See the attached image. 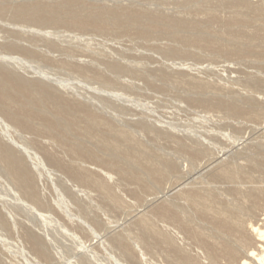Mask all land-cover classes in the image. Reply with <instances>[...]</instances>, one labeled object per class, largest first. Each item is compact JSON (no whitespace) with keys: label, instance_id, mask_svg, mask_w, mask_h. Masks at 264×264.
Segmentation results:
<instances>
[{"label":"rangeland","instance_id":"1","mask_svg":"<svg viewBox=\"0 0 264 264\" xmlns=\"http://www.w3.org/2000/svg\"><path fill=\"white\" fill-rule=\"evenodd\" d=\"M248 1L0 0V59L18 63L0 66V121L18 123L6 116L12 106L29 123L4 143L44 203L36 212L28 197L19 202L0 162V264H243L261 251L255 236L241 247L233 227L223 233V221L206 216L209 225L179 197L184 188L204 206L219 197L235 217L254 206L242 219L264 230V0ZM45 81L66 83L68 101L42 90Z\"/></svg>","mask_w":264,"mask_h":264},{"label":"bare ground","instance_id":"2","mask_svg":"<svg viewBox=\"0 0 264 264\" xmlns=\"http://www.w3.org/2000/svg\"><path fill=\"white\" fill-rule=\"evenodd\" d=\"M244 1V7H248V8H250L251 6H252V4L251 3H249V1L248 0H243ZM34 14H36V12L34 13ZM76 21H78V20H76ZM74 22V24H77V23H79L80 24V22H75V21H73ZM82 23V22H81ZM49 43V42H48ZM55 44V43H54ZM51 45V44H50ZM28 51V50H27ZM38 51V50H37ZM29 52H30V50H29ZM34 52V51H33ZM27 53V52H26ZM31 53V52H30ZM35 53V52H34ZM29 55H31V54H29ZM1 56V55H0ZM33 56V55H32ZM5 57V56H4ZM22 57V56H21ZM23 58H24V56H23ZM30 58V57H29ZM6 58H1L0 59V66L1 67H5L6 69L7 68H9V67H11V66H14L15 64H18V63H12L11 64V62H9V60H5ZM14 59V58H13ZM18 59V58H17ZM10 60H12L11 58H10ZM14 60H16V58L14 59ZM13 60V61H14ZM18 60H20V59H18ZM23 61L24 60H22V61H20V62H22L23 63ZM15 62H17V61H15ZM19 62V61H18ZM25 63V62H24ZM20 64V63H19ZM75 66V65H74ZM18 67V66H17ZM66 66H64V68H65ZM29 68V67H28ZM8 70V69H7ZM37 70V69H36ZM39 70H41V69H39ZM37 73L39 72V71H36ZM44 72V71H43ZM16 73V72H15ZM42 73V72H41ZM41 73H40V75H41ZM14 74V73H13ZM46 74H48V73H46ZM45 75V74H44ZM43 75V76H44ZM49 76H50V74H49ZM45 77H46V75H45ZM48 77V76H47ZM42 78V77H41ZM2 79V78H1ZM9 79V78H8ZM33 79V78H32ZM43 79V78H42ZM45 79V78H44ZM46 79H48L49 81H50V79H49V77L48 78H46ZM3 80V79H2ZM11 80V79H10ZM13 80H14V78H13ZM60 80V79H59ZM1 81V80H0ZM33 81V80H32ZM4 82V81H3ZM6 82V81H5ZM10 82H12L13 83V81L11 80ZM10 82H7V84L9 83L10 84ZM15 83L17 82L16 80L14 81ZM29 82V81H28ZM30 82H31V80H30ZM52 82H53V80H52ZM61 82V81H60ZM63 82V81H62ZM57 83V85H58V88H53L51 85H49L48 83H46V81H45V83H41V85L43 86H41L42 87V90H46V91H48L49 92V89H51V91H53V93L51 94V95H53L54 93L56 94V96L58 97H60L61 98V100L63 99L65 102H67L68 101V99H66V98H64L65 96H64V94L62 93L63 91H60V89H63V90H65L66 89V83H65V85L63 84V83ZM66 82V81H65ZM18 83V82H17ZM51 83V82H50ZM6 84V85H7ZM19 84V83H18ZM24 84H25V81H24ZM24 84H21V86L22 85H24ZM103 84H104V86L106 85V86H108L107 84H105L104 82H103ZM3 85V84H2ZM40 85V84H39ZM55 85H56V82H55ZM56 85V86H57ZM69 85V84H68ZM3 86H5V84L3 85ZM13 86V85H12ZM15 86V85H14ZM25 86V85H24ZM38 86V85H37ZM18 88L20 87V85L19 86H17ZM23 87V86H22ZM40 87V86H39ZM72 87V86H71ZM25 88H26V90L28 89L26 86H25ZM25 88H23V89H25ZM48 88V89H47ZM71 89V88H70ZM74 89V88H73ZM25 90V91H26ZM68 90V89H67ZM19 91H22V90H19ZM19 91H17L18 93H20ZM24 91V90H23ZM28 91H29V89H28ZM27 91V92H28ZM71 91H73V90H71ZM27 92H25L26 94H27ZM31 92V91H30ZM30 92H29V95H32V96H36V95H34V93L32 94H30ZM67 92V91H66ZM77 92V91H76ZM10 94V93H9ZM76 94V93H75ZM4 95V94H3ZM16 95V94H15ZM15 95H14V97H15ZM64 97H63V96ZM77 95V94H76ZM12 96V95H11ZM19 96H21V95H17V97H19ZM54 96V95H53ZM80 96V95H79ZM6 97H8V96H6ZM6 97H4L3 99V101H5V103H8V101L6 102V100L8 99H6ZM25 97V96H24ZM27 97V96H26ZM25 97V98H26ZM31 97V96H30ZM49 97H51V96H49ZM6 99V100H5ZM10 99V98H9ZM13 99V98H12ZM15 99V98H14ZM13 99V100H14ZM19 98H17V100H18ZM23 99V98H22ZM21 99V97H20V100H22ZM27 99V98H26ZM85 99V98H84ZM90 99V98H89ZM12 100V101H13ZM1 101H2V99H1ZM16 101V100H15ZM95 101V100H94ZM93 101V102H94ZM86 103V102H85ZM2 104H4V103H2ZM10 104H14V103H10ZM21 104V103H20ZM82 104V103H81ZM90 104H92L91 102H90ZM96 104V103H95ZM11 106V105H10ZM92 106V105H91ZM12 107V106H11ZM11 107H9L10 109H11ZM21 107V106H20ZM86 107V106H85ZM1 108V107H0ZM15 108V107H14ZM14 108H12L13 110H14ZM56 108H58V107H56ZM62 108V107H61ZM10 109H8V111L6 110V116L7 117H9V119H11L12 121H14V123L15 122H18V123H15V125H9V124H6V123H4V121H0L1 122V124H2V133L0 134V162L2 163V165H5L6 167H8L9 168V170H10V174H11V176H12V178L14 179V180H12L11 179V181L14 183V187H13V190L12 191H14V193H15V195L17 196V199L19 200V202L21 201H23L24 202V199H25V197H28L30 200H31V203H30V205H32L31 206V211H36V212H38L36 209H39L38 207L39 206H41V205H44V203L40 200V198L39 197H37L35 194L33 195L32 193H31V190H30V187H29V180H28V178H26L24 175H23V166L25 165V164H22V166H21V164H20V161H16L17 160V158L15 157V155L13 154V153H11V149L8 147V145H6L5 143H4V139H11V141H13V134H16V133H24V130L26 129V124L28 123V121H27V123L25 122V125L24 124H22V122L19 120V116L18 117H16V116H14L13 114H11V112H10ZM20 109H22V108H20ZM58 109H60V108H58ZM5 110V109H4ZM57 110V109H56ZM63 109H61L60 111H62ZM65 110V109H64ZM64 110H63V112H64ZM1 111V110H0ZM12 111V110H11ZM26 111V110H25ZM58 111V110H57ZM4 112V111H3ZM42 112V111H41ZM13 113V112H12ZM15 113V112H14ZM27 113H28V111H27ZM44 113V112H43ZM46 113V112H45ZM58 113H59V111H58ZM62 113V112H61ZM17 114H18V112H17ZM22 114V113H21ZM31 114V113H30ZM34 114V113H33ZM48 114V113H47ZM35 115H37V114H35ZM35 115H34V117L33 118H36L35 117ZM49 117H50V115H48ZM22 117V116H21ZM37 117H39V116H37ZM41 117V116H40ZM32 118V117H31ZM31 118H30V120H31ZM44 118V117H43ZM25 120V119H24ZM33 120V119H32ZM32 120H31V122H32ZM36 120V119H35ZM34 120V121H35ZM45 120H47V119H45ZM21 123H20V122ZM48 121V120H47ZM46 121V122H47ZM8 122V121H7ZM30 122V121H29ZM44 122V121H43ZM49 122V121H48ZM39 123V122H38ZM0 124V125H1ZM17 124V125H16ZM29 124V123H28ZM52 124H54V123H52L51 122V125ZM41 125V124H40ZM56 125V124H55ZM54 125V126H55ZM31 126V125H30ZM47 126V125H46ZM49 126V125H48ZM47 126V127H48ZM28 127V126H27ZM53 127V126H52ZM56 127H58L57 125L55 126V127H53L54 129L56 128ZM39 128V127H38ZM51 129V128H50ZM58 130H59V128H57ZM17 130H18V132H17ZM26 130H28V129H26ZM40 130V129H39ZM46 130H47V128H46ZM56 130V129H55ZM57 130V131H58ZM21 131V132H20ZM53 131V130H52ZM59 132H60V130H59ZM59 132H58V134H59ZM63 132V134L64 135H67V133H65L66 131L65 130H61V132H60V134ZM38 133V132H37ZM34 134V133H33ZM38 135V134H37ZM53 135V134H52ZM39 136V135H38ZM62 137V136H61ZM63 138V137H62ZM129 137H127L126 136V134H124L123 135V137H122V139H124V140H127ZM19 140V139H18ZM24 142V141H23ZM132 142H133V140H129L128 141V143H130V144H132ZM11 143H13V142H11ZM23 144V143H22ZM14 145H16V144H14ZM26 145V144H25ZM28 145V144H27ZM30 146H31V144H29ZM25 146V152L27 151L28 152V150H30L31 149V147L30 146ZM23 146V145H22ZM16 147V146H15ZM13 148V147H12ZM22 148V147H21ZM114 149H117L118 151H122V148H120V147H117V146H114L113 147ZM14 149V148H13ZM76 150V149H75ZM72 151V150H71ZM13 152V151H12ZM24 152V153H25ZM73 153V152H72ZM29 154V153H28ZM32 155L34 156L33 158H35L36 160V164L38 165V168H40L39 170H47V164L44 162V160H42V158L40 159L39 158V155L38 154H35V153H32ZM25 156V155H24ZM27 158H28V156H27ZM22 160H24V159H22ZM34 161V160H33ZM51 161H53V160H51ZM57 162V161H56ZM0 163V164H1ZM52 163V162H51ZM53 164H55V163H53ZM33 166V165H32ZM223 170H224V168H222ZM225 171L226 170H224V171H220L219 170V172H224V175H225ZM198 172V171H197ZM218 173V172H217ZM222 173H221V175H219L220 176V178H222L223 177V175H222ZM201 174V173H200ZM216 174V173H215ZM220 174V173H219ZM228 177L227 178H229L230 176V174H228V170H227V174H226ZM233 175V174H232ZM201 175H199L198 177H200ZM216 176L218 177V174H216ZM226 177V176H225ZM225 177H223V178H225ZM10 178V177H9ZM230 178H232L233 179V177H230ZM229 178V179H230ZM240 178V177H239ZM238 178V179H239ZM248 178V177H247ZM249 178H251V177H249ZM191 179V178H190ZM200 179H201V177H200ZM229 179H227V180H229ZM234 179H237V178H234ZM192 180V179H191ZM194 180V179H193ZM198 180V179H197ZM196 180V181H197ZM226 180V179H225ZM252 180V179H251ZM190 181V180H189ZM232 180H230V182H231ZM30 182H31V180H30ZM183 182V181H182ZM192 182H195V180L194 181H192ZM203 183V182H202ZM182 184V183H181ZM193 184V183H192ZM190 185H191V183H190ZM190 185H188V183H187V186H190ZM186 186V185H185ZM175 187H177V186H174V188ZM177 188H179V187H177ZM184 188V187H183ZM185 189V188H184ZM184 189H183V191H184ZM172 190V189H171ZM178 189H176L175 188V192L177 191ZM186 190V189H185ZM188 191H189V189H187ZM192 190V189H191ZM190 190V191H191ZM199 190V189H198ZM198 190H195V191H198ZM208 190V189H207ZM238 190V189H237ZM252 190V189H251ZM253 190H258V188L256 189H253ZM183 191H181L182 192V194H180L179 195V197H181L182 198V200L181 201H183V200H186V201H188L189 202V205H190V203L193 205L192 207H196V211H197V213L198 214H201V215H204L205 217L206 216H208L209 218L208 219H210V217L213 219V221L214 222H216V221H218V223L220 222V221H223L222 222V224H220V225H222L224 228H223V233L225 232L224 230H231V229H229V228H231V227H233L234 229H232L233 231L234 230H236L237 232L236 233H238V234H236V235H240V236H243L244 237V239H240V240H237L238 241V243H239V245L241 246V247H245V246H247V243H248V238H251L252 236H255V238H257V240L262 244V248H260L261 249V251H258V253H251V255L250 256H252L251 258V260H248V258L246 259V256H245V259L246 260H244V262H243V264H264V230H262V227H260V226H258V224L257 225H255L253 222V220H252V225L251 224H249V225H247L243 220H245V218H243L242 219V215L243 216H248V215H250L251 216V214L252 215H254V210H255V207L253 206V208H243L242 209V207H244V206H242L241 204H238V205H241L242 207L239 209L240 210V213H241V215H239V216H237L236 215V217L232 214L231 215V213H228L227 212V207H229V205L228 204H225V205H228V206H225V205H222L223 203L221 202V203H219L220 205H222L223 206V208H224V206L226 207L224 210H226V211H224V210H222V209H220V207L219 206H217V203H216V201L219 199V197L217 198V200L216 201H214V199H213V201H214V203L216 204V206H215V204L213 205H210V204H208V206H206L207 205V203H206V205L204 206V204H205V202H203V199L200 197V196H195V197H192V196H190V193H187L186 191V193H184ZM208 191H210V190H208ZM208 191H207V194H208ZM225 191H227V190H225ZM224 191V192H225ZM254 192V193H256L257 194V192ZM172 192V191H171ZM205 192H206V190H205ZM227 192H229V191H227ZM230 192H233V191H230ZM253 192V191H252ZM261 192V191H260ZM13 193V194H14ZM174 193V192H173ZM178 193V192H177ZM191 193H194L195 194V192L194 191H191ZM198 193V192H197ZM203 193H204V190H203ZM213 193V192H212ZM211 193V194H212ZM218 193V192H217ZM219 193H221V192H219ZM223 193V192H222ZM262 193V192H261ZM261 193H259V195L261 194ZM12 194V195H13ZM189 194V195H188ZM198 194H200V190H199V193ZM206 194V193H205ZM211 194H209V196H211V198H212V195ZM216 194V193H215ZM214 194V198H216L217 196ZM230 194V193H229ZM244 194V193H243ZM250 194H251V192H250ZM253 194V193H252ZM14 195V196H15ZM175 196L177 195V194H174ZM201 195H203L204 196V194H202V192H201ZM227 195V194H226ZM225 195V196H226ZM173 195H171L170 197H172ZM175 196H173L174 198H175ZM202 196V197H203ZM216 196V197H215ZM220 196V195H219ZM222 196V195H221ZM221 196H220V198H221ZM253 196V195H252ZM252 196L250 197V198H252ZM256 196V195H255ZM208 197V196H207ZM244 197V196H243ZM247 197V196H246ZM259 197H261V195L259 196ZM15 198V197H14ZM168 198V197H167ZM174 198H173V200H174ZM180 198V199H181ZM183 198H185V199H183ZM210 198V197H209ZM247 198H249V195H248V197ZM247 198L245 199L246 200V202L248 201L247 200ZM254 198H256V197H254ZM254 198H252V199H254ZM17 199H15V200H17ZM170 198H168V200H169ZM205 199V198H204ZM224 199V198H223ZM227 199V198H226ZM236 199H239V198H236ZM235 199V200H236ZM242 199V198H241ZM252 199H249V200H251L252 201ZM257 199V198H256ZM171 201V200H169L170 201V203L171 202H173L174 203V201ZM178 200V199H177ZM176 200V198H175V202L177 201ZM207 200H209L208 198H207ZM221 200V199H220ZM230 200H232V199H228V201H230ZM234 200V199H233ZM232 200V201H233ZM257 200H260L259 198L257 199ZM186 201H184V202H186ZM219 201V200H218ZM217 201V202H218ZM225 201H227V200H225ZM237 201V200H236ZM253 201H255V200H253ZM262 201H263V199H262ZM22 202V203H23ZM166 202V201H165ZM168 202V201H167ZM167 202H166V204H167ZM188 202H186V204L188 203ZM207 202H209V201H207ZM220 202V201H219ZM231 202V201H230ZM238 202V201H237ZM240 202H244L245 203V201H240ZM239 202V203H240ZM248 202H250V201H248ZM255 202H257L258 203V201H255ZM170 203H168L167 205L169 206V204ZM178 203V202H177ZM176 203V204H177ZM181 203H183V202H181ZM204 203V204H203ZM211 203H213V202H211ZM232 203H234V201L232 202ZM251 203V202H250ZM261 203V202H260ZM175 204V205H176ZM218 204V205H219ZM235 204H237V203H235ZM263 204V203H262ZM172 205V204H171ZM188 205V206H189ZM210 205V206H209ZM237 205V206H238ZM244 205H246V203L244 204ZM256 205V204H255ZM4 206V205H3ZM178 206H179V204H178ZM231 206V205H230ZM234 206H236V205H232L231 207H232V209L233 208H235ZM252 207V204H249V207ZM259 206V204L257 205V207ZM261 206V205H260ZM264 206V205H263ZM189 207H191V206H189ZM245 207H248V205L247 206H245ZM162 208H164V207H162ZM180 208V207H179ZM186 208H188V207H186ZM238 208V207H237ZM262 208V207H261ZM166 209V208H165ZM188 209H192L193 210V208H188ZM256 209H258V208H256ZM164 210V209H163ZM167 210H169V209H166V211ZM171 210V209H170ZM230 210V209H229ZM235 210V209H234ZM237 210V209H236ZM239 210H238V212H239ZM30 211V210H29ZM30 211V212H31ZM166 211L165 212H163V214L164 213H166ZM181 211V210H180ZM194 211V210H193ZM232 211V210H231ZM257 211V210H256ZM255 211V212H256ZM258 211H259V209H258ZM160 212H162L161 210H160ZM172 212V211H171ZM236 213H237V211H235ZM178 213V212H177ZM182 213V212H181ZM195 213V212H194ZM234 213V212H233ZM243 213H245V214H243ZM169 214V213H168ZM168 214H166V215H168ZM171 214V213H170ZM169 214V215H170ZM180 214V213H179ZM239 214V213H238ZM38 215V214H37ZM171 215H173V214H171ZM177 215V214H176ZM182 215H183V213H182ZM196 215V214H195ZM255 215H256V213H255ZM264 215V214H263ZM262 215V216H263ZM175 216V215H174ZM179 216V215H178ZM197 216H199V215H197ZM162 217H164V216H162ZM173 217V216H172ZM165 218V217H164ZM177 218H179V217H177ZM200 218H201V216H200ZM203 218V217H202ZM247 218V217H246ZM257 218V217H256ZM44 219V218H43ZM46 219V218H45ZM168 219V218H167ZM169 219H171V218H169ZM168 219V220H169ZM207 221H208V223H209V225H210V222H213V221H210L209 222V220L207 219V217L205 218ZM204 219V220H205ZM211 219V220H212ZM248 219V218H247ZM48 220V219H47ZM50 220V219H49ZM250 220V219H249ZM259 220V219H258ZM178 221V220H177ZM177 221H175L176 223H177ZM183 221H185V220H183ZM246 221V220H245ZM260 222H262V221H264V219H262V220H259ZM148 222H149V220L148 219H146V218H144V219H142V221H140L139 223H140V225L141 224H143L142 226H145V227H147L148 225ZM151 222V221H150ZM213 222V223H214ZM154 223V222H153ZM153 223H152V226H153ZM175 223V224H176ZM249 223V222H248ZM251 223V222H250ZM264 223V222H263ZM155 224V223H154ZM181 224V223H180ZM215 224H217V222L215 223ZM254 224V225H253ZM149 225H151V224H149ZM186 225V224H185ZM213 224H211V226H212ZM219 224H218V226H220ZM48 226V225H47ZM67 226V225H66ZM151 226V227H152ZM190 226V225H189ZM262 226H264V225H262ZM184 227V226H183ZM208 227V226H207ZM214 227H216V225H214ZM214 227H212L213 229H214ZM63 228V231H64V233H68L69 231L66 229V228H64V227H62ZM264 228V227H263ZM144 229V228H143ZM155 229V228H154ZM153 228H149V227H147L146 228V230L148 231H150L149 233L151 234V235H153L155 238H158L157 240H162L163 241V244H165V243H168V246L169 245H172L174 242L172 241V239H173V237H168V235H166V232H165V234L163 233V232H161V230H160V232L159 231H155ZM192 229V228H191ZM216 229V228H215ZM145 230V229H144ZM147 231H146V235H147ZM217 231H219V230H217ZM221 231V230H220ZM144 232V231H143ZM182 232V231H181ZM235 232V231H234ZM168 233V232H167ZM215 233V232H214ZM220 233H222V232H220ZM143 234H145V232L143 233ZM204 234V233H203ZM216 234H217V232H216ZM227 234H229V233H227ZM226 234V235H227ZM232 234H233V232H232ZM235 234H234V237L233 236H231V237H233L234 238V240H236V238H237V236H236ZM147 236H149V235H147ZM192 236V235H191ZM200 236L201 235H199V237L198 238H200ZM210 236V235H209ZM209 236L208 235H206V238H209ZM217 236H220V238H221V235L219 234V235H217ZM249 236V237H248ZM150 237V239H151V236H149ZM188 237V236H187ZM202 238H204L205 237V235L204 236H201ZM223 238H224V236H222ZM229 238H231L230 237V235L228 236ZM228 237H227V239H228ZM236 237V238H235ZM248 237V238H247ZM154 238V239H155ZM213 238V237H212ZM215 238V237H214ZM218 238V237H217ZM222 238V239H223ZM205 239V238H204ZM156 240V239H155ZM156 240V241H157ZM159 240V241H160ZM206 240V239H205ZM208 240V239H207ZM206 240V241H207ZM215 240V239H214ZM231 240H233V239H231ZM253 241H254V239H252ZM256 240V241H257ZM208 241H210V239L208 240ZM213 240L211 239V242H212ZM217 241V240H216ZM222 242H224L223 240H221ZM225 241H226V238H225ZM228 241V240H227ZM253 241H251V242H253ZM257 241V242H258ZM203 242V241H202ZM215 242V241H214ZM214 242H212V243H214ZM218 242V241H217ZM231 241L229 240L228 242H226V243H230ZM233 242V241H232ZM255 242V241H254ZM206 243V242H205ZM211 243V244H212ZM221 243V242H220ZM237 243V244H238ZM203 244V243H202ZM218 244V243H217ZM252 244V243H251ZM260 244V245H261ZM166 245V244H165ZM204 245V244H203ZM214 245H216V242H215V244ZM221 245V244H220ZM224 245V244H223ZM226 245V244H225ZM249 245V244H248ZM256 245V244H255ZM173 246V247H172ZM172 246H170V248H177V246H176V244H175V247H174V244L172 245ZM206 246H207V244H206ZM218 246V245H217ZM232 246V244L230 245V247ZM234 246H235V244H234ZM237 246V245H236ZM235 246V247H236ZM250 246V245H249ZM253 246V245H252ZM204 247H205V245H204ZM216 247V246H215ZM214 247V248H215ZM219 247H222V245L221 246H219ZM235 247H231V248H235ZM239 247V246H238ZM240 247V248H241ZM251 248V247H250ZM257 248V247H256ZM205 249V248H204ZM210 249V248H209ZM219 249H222V248H219ZM227 249V248H226ZM230 249V248H229ZM247 249H248V247H247ZM247 249H245L246 251H247ZM223 250V249H222ZM237 250V249H236ZM243 250V249H242ZM249 251H250V249H248ZM254 250V249H253ZM258 250H259V248H258ZM132 251V250H131ZM180 251L181 250H178V252H179V254H178V256H180L181 254H180ZM229 251V250H228ZM227 251V252H228ZM256 251V250H255ZM172 252V251H171ZM174 252V251H173ZM211 252V251H210ZM234 253H237V252H235V251H233ZM239 252H240V250H239ZM237 253V254H239V256L241 255L240 253L242 252H240V253ZM253 252V251H252ZM221 253V252H220ZM230 253H232V251L230 250ZM223 254V253H222ZM221 254V255H222ZM246 254V253H245ZM224 255V254H223ZM229 255V254H228ZM236 255V254H235ZM175 256H177V255H175ZM177 256V257H178ZM183 256V255H182ZM185 256V255H184ZM183 256V257H184ZM208 256H210V255H208ZM225 256H227V253H225ZM234 256V255H233ZM244 256V255H243ZM172 257V256H171ZM183 257H181L180 256V258H183ZM189 257V256H188ZM187 257V259H189ZM228 257V256H227ZM180 258H178V259H180ZM185 258V257H184ZM208 258H210V257H208ZM229 258V257H228ZM238 258V257H237ZM240 258H241V256H240ZM174 259V258H173ZM175 259H177V258H175ZM186 259V260H187ZM224 259H227V258H224ZM230 259V258H229ZM232 259V258H231ZM184 259H182V262H185V261H183ZM236 260V259H235ZM176 261V260H175ZM181 261V260H180ZM189 261V260H188ZM191 261V260H190ZM194 260H192L191 262H193ZM198 261V260H197ZM211 261V260H210ZM221 261V260H220ZM227 261H228V259H227ZM238 261V260H237ZM243 261V260H242ZM179 262V261H178ZM181 262V263H182ZM216 262V261H215ZM226 262V261H225ZM232 262V261H231ZM214 263V262H213ZM218 263V262H217ZM234 263V262H233ZM241 263V262H240ZM179 264H180V262H179ZM186 264V263H185ZM188 264V263H187ZM192 264V263H191ZM194 264V263H193ZM215 264V263H214ZM229 264V263H228ZM234 264H237V263H234Z\"/></svg>","mask_w":264,"mask_h":264}]
</instances>
